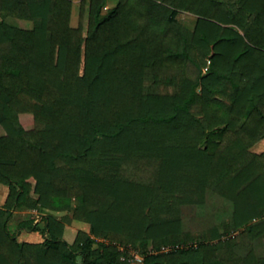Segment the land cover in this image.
Instances as JSON below:
<instances>
[{
  "label": "trees",
  "instance_id": "obj_1",
  "mask_svg": "<svg viewBox=\"0 0 264 264\" xmlns=\"http://www.w3.org/2000/svg\"><path fill=\"white\" fill-rule=\"evenodd\" d=\"M72 2L0 0V264H264V0Z\"/></svg>",
  "mask_w": 264,
  "mask_h": 264
},
{
  "label": "rangeland",
  "instance_id": "obj_2",
  "mask_svg": "<svg viewBox=\"0 0 264 264\" xmlns=\"http://www.w3.org/2000/svg\"><path fill=\"white\" fill-rule=\"evenodd\" d=\"M117 0H106L104 11L114 6ZM79 7H80V0H73L72 2V24L76 25L78 23V14H79ZM178 20L185 24L189 28H193L196 16L192 13L181 11L178 14ZM8 21L12 24L24 27V28H31L32 22L30 20L19 19L16 17H8ZM20 123L26 128L30 129L34 126V120L32 113L23 112L19 114ZM4 133V129L0 126V134ZM255 151H262L264 150V138L260 140L257 144L254 145L252 148ZM176 193V191H175ZM7 189L6 186H0V205L4 202V198L6 197ZM4 199V200H3ZM197 208V207H196ZM195 208V209H196ZM199 208L196 210H187V214L185 216V227L192 230H199L203 226H209V224L218 223V221L222 220L223 218H227L232 210L231 203L219 197L217 194L209 191L207 194V205L205 207V213L202 214V211H198ZM49 213H53L62 217L65 221V229H64V238L66 240L72 242L77 230L85 229L89 230V224L75 219L72 215L71 211H57L53 209L47 210ZM30 217H36L37 220L41 218V212L37 210H15L12 217L9 220L10 230L17 231V223L23 219H27ZM18 238L19 240H28V241H40L43 239V234L38 231H27L25 229L19 230L18 229ZM167 248V247H166ZM133 259L132 264H142V255L140 254L139 249L133 250Z\"/></svg>",
  "mask_w": 264,
  "mask_h": 264
},
{
  "label": "crops",
  "instance_id": "obj_3",
  "mask_svg": "<svg viewBox=\"0 0 264 264\" xmlns=\"http://www.w3.org/2000/svg\"><path fill=\"white\" fill-rule=\"evenodd\" d=\"M0 186H6V185L0 183ZM6 189H7V187H6ZM5 195H6V194H5ZM4 199H5V198H4ZM4 199H3V200H4ZM2 203H3V202H2ZM30 212H32V210H30ZM65 239H66V238H65ZM69 242H70V241H69Z\"/></svg>",
  "mask_w": 264,
  "mask_h": 264
}]
</instances>
